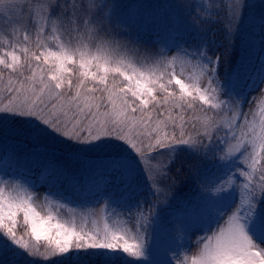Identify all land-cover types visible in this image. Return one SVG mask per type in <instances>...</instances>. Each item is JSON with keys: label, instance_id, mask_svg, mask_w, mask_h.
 Wrapping results in <instances>:
<instances>
[{"label": "snow or ice", "instance_id": "snow-or-ice-1", "mask_svg": "<svg viewBox=\"0 0 264 264\" xmlns=\"http://www.w3.org/2000/svg\"><path fill=\"white\" fill-rule=\"evenodd\" d=\"M0 264H264V0H0Z\"/></svg>", "mask_w": 264, "mask_h": 264}, {"label": "rangeland", "instance_id": "rangeland-1", "mask_svg": "<svg viewBox=\"0 0 264 264\" xmlns=\"http://www.w3.org/2000/svg\"><path fill=\"white\" fill-rule=\"evenodd\" d=\"M142 2L147 3V4H156V3L162 4L165 2H171V0H142ZM204 2H207V0H204ZM145 47H151V45L147 44V45H145ZM234 57H235V54H233L232 58H234ZM257 63H258V60H257ZM183 158H186L185 154H183V156L180 157V159H183ZM178 164H179V161H178ZM181 180L178 179V183H182L183 184L182 188H184L185 182H181ZM47 191H48V189L46 186H43V187H40L37 189V192L35 194L38 196V203H41V204L45 203L46 198H45L44 194ZM181 191H182V189H181ZM182 192H185V191H182ZM47 199H51V198L49 197ZM59 211L64 218H68L71 215V212H70L68 206H66L62 209H59ZM79 211H88L89 213L95 212L97 214L98 218H102L105 215L102 205L95 206V207H89L87 209H78L77 212H79ZM133 212H135L134 209H133ZM108 215L111 217L109 220L110 223L114 222L115 220L127 221V226H129V227H131L135 223L134 219L130 220V221L128 220L127 213H126V211H124L123 208L117 209V215H114V216L111 215V210H109ZM199 235H201V233H196L195 236L191 237V243L193 244V247L195 246L196 236H199Z\"/></svg>", "mask_w": 264, "mask_h": 264}, {"label": "trees", "instance_id": "trees-1", "mask_svg": "<svg viewBox=\"0 0 264 264\" xmlns=\"http://www.w3.org/2000/svg\"><path fill=\"white\" fill-rule=\"evenodd\" d=\"M217 40L218 42H220V37L219 35L217 36ZM222 50V49H221ZM243 45L240 41H237L236 42V46H235V49L233 51V54H235V57L234 58H231V61L227 64H224L222 63L221 64V67L219 69V73H220V77L223 78L225 76L226 73H230L233 68H235L237 66V64L239 63L242 55H243ZM233 56V55H232ZM257 63V60L255 61ZM228 70V71H227ZM183 156V154H181V157ZM185 159V158H183ZM182 160V159H181ZM179 164H177L178 166ZM175 172H176V169L173 168V174L175 175ZM185 176H186V172L185 173H181L180 176H179V180H181V182H185L184 184V188H182V191H185L187 192L189 190V182L185 179Z\"/></svg>", "mask_w": 264, "mask_h": 264}]
</instances>
